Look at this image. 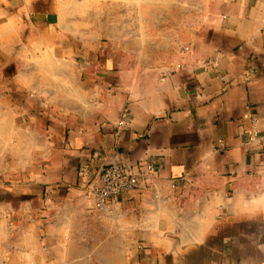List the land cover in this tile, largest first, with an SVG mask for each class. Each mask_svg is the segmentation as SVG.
Here are the masks:
<instances>
[{"label": "crops", "instance_id": "1", "mask_svg": "<svg viewBox=\"0 0 264 264\" xmlns=\"http://www.w3.org/2000/svg\"><path fill=\"white\" fill-rule=\"evenodd\" d=\"M0 264H264V0H0Z\"/></svg>", "mask_w": 264, "mask_h": 264}, {"label": "built area", "instance_id": "2", "mask_svg": "<svg viewBox=\"0 0 264 264\" xmlns=\"http://www.w3.org/2000/svg\"><path fill=\"white\" fill-rule=\"evenodd\" d=\"M141 169L134 173L122 164L106 165L98 178L90 184L95 209L107 211L117 203L119 195L135 189L142 175Z\"/></svg>", "mask_w": 264, "mask_h": 264}]
</instances>
